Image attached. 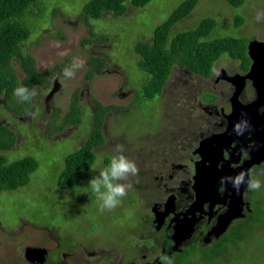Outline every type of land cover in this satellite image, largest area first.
Listing matches in <instances>:
<instances>
[{
    "label": "rangeland",
    "instance_id": "rangeland-1",
    "mask_svg": "<svg viewBox=\"0 0 264 264\" xmlns=\"http://www.w3.org/2000/svg\"><path fill=\"white\" fill-rule=\"evenodd\" d=\"M90 1L41 0L40 7L42 12L44 10V15L36 21H31L33 35L24 45V49L31 53L40 72L55 67L58 70L47 86L35 89L36 95L26 115H16L0 101V119L18 135L16 150L23 148L29 151H20L9 162L26 156H33L39 162V168L31 175L29 185L23 190L27 193L26 197H16L10 192L0 193V221L3 223L32 219L50 224L64 219L74 229L75 234L81 237L85 236L82 231L84 226H97V223L92 221L95 219L94 213L88 208L90 199L80 197L67 207L60 208V199L55 195L58 179L65 168L66 157L82 147L80 144L89 135L90 117L96 102L104 106L111 104L116 109L109 115V120L112 119L109 129L112 135L115 133L117 140L110 142L113 147L116 142L123 145V154L132 156L135 162L139 156L147 155L148 145L154 140L156 145L168 143L164 140V135L170 130L184 128L182 134H190L192 143L204 133V130L198 128L202 122L197 106L198 96L202 92L198 85L201 77L190 75L189 79L196 83L194 87L188 80H183L184 77L178 70L173 71L167 87L168 95L161 103H155L159 97L154 102H142L146 109L153 111L154 120L147 112H144L146 116L133 114L137 110L136 99L140 97L141 85L146 76L139 68L135 45L140 41L152 42L156 28L167 21L174 10L186 0H152L139 9L128 2L127 12L122 17L104 13L99 20H87L83 9ZM227 1L199 0L191 15L175 26L172 36L197 27L205 18H212L217 26L209 39L230 36L242 39L246 44L253 41L264 43V23L255 21L256 12L264 10V0H243L244 4L240 8L231 7ZM238 19L242 24L239 28ZM99 36L109 40L92 41ZM91 56L103 58L107 64L100 75L89 81L86 76ZM74 60L82 63V67L76 71L74 78H65L63 70L70 67ZM218 65L223 67L225 72L240 71L238 63L227 56L222 57ZM15 67H18L17 63ZM17 76L20 79L25 77L19 69ZM52 89L56 90L48 101ZM76 94L79 95L83 110L81 125L77 128H62L63 117L69 112L71 101ZM250 95L246 92L244 98L249 99ZM16 100L18 105L22 104L17 96ZM56 109L59 110V115L55 118ZM128 112H132L130 126L126 119ZM115 123L121 124L123 129L115 128ZM27 133H32L33 139L29 138ZM12 152L0 153L9 158ZM42 177L47 179L41 184L39 179ZM259 192L260 190L258 194ZM124 215L133 227L136 226V222H130L132 217L129 211ZM124 240L126 245L132 247V234L124 235ZM252 241L250 247L258 250L259 244H264V236H255ZM109 245L111 244H106ZM115 254L117 252H112V256ZM229 257L234 260L229 262ZM229 257L221 264H258L254 259L242 254L232 252Z\"/></svg>",
    "mask_w": 264,
    "mask_h": 264
},
{
    "label": "flooded vegetation",
    "instance_id": "flooded-vegetation-1",
    "mask_svg": "<svg viewBox=\"0 0 264 264\" xmlns=\"http://www.w3.org/2000/svg\"><path fill=\"white\" fill-rule=\"evenodd\" d=\"M250 61L252 65V60ZM250 68L246 72L240 70L238 72L226 71V73L229 76L236 75V73L245 75ZM174 70H178V73L184 77L183 80H188L194 87L196 86V83L189 78L190 75L197 76L191 74L187 68L175 67ZM224 70L217 62L212 76L207 78L199 76L201 78L198 85L202 92L198 96L197 106L202 122L198 128L204 130V133L195 138L193 143L190 134L187 132L182 134L184 128L177 131L170 130L166 136L164 135V140L168 143L156 145V140H154L148 145L146 151L148 156H139L135 162L139 169L138 175L122 181V183L132 185L127 196L114 210L101 212L99 201L91 194L88 182L98 175L99 170L107 166L110 157L116 154L115 147L110 141H116L117 138L115 133L112 135L109 129L112 121V119L109 120V115L116 109L111 104L106 106L111 109L105 114L102 126L105 144L93 149L97 160L89 170L84 171L83 169L85 176L83 175L81 182L75 188L69 187L70 182L62 184L58 180L55 193L60 199V208L67 207L80 197L90 199L91 204L88 208L94 213L95 219L92 221L96 222L97 226H84L82 231L85 236L81 237L75 234L74 229L64 219L50 224L32 219H17L4 223L0 221V264H161L162 254L171 257L173 264H196L202 252L206 251L209 246L217 245L229 239L230 236L238 237L240 235L239 225L253 214L254 205L261 201L260 197H264V188L260 189L259 194L258 191L249 192L245 189L241 206L246 217L233 221L227 232L219 239L214 236L209 238V235L217 225L219 218L229 210L231 205L232 186L230 183L221 185V178L235 176L249 167L248 162L251 158L249 148L260 144L256 130L249 128L243 135H235V142L224 150L223 158L218 161L217 165V174L220 177L213 186V190L200 193L201 186H197L198 164L204 161L203 144L213 136L226 134L229 128L227 117L232 111L231 98L235 89L229 82L220 78ZM187 72L189 74H186ZM170 80L171 78L159 96L160 101L158 99L155 103H161L168 95L167 87ZM246 92L249 95L251 93L249 99L244 98ZM255 99L256 90L249 81L241 96V101L247 104ZM136 108L133 114L146 116L144 112H147L152 120L155 119L150 108L139 106ZM260 112L263 114L264 109L262 108ZM131 113L126 114L129 126L131 125ZM94 116L95 106L90 117L89 135L80 144L82 147L92 135ZM80 125H68L67 127L77 128ZM114 125L117 129H123L121 124L115 123ZM262 128L261 125L259 129ZM228 136L233 138L230 134ZM118 144L119 142H116L115 146ZM127 157L133 160L132 156ZM225 164L229 165L227 169L223 168ZM260 164H254L248 170L263 181L264 162ZM74 167L78 169L80 165L75 164ZM46 179L45 177L40 178L39 183L42 184ZM25 188L10 193L24 198L27 195L23 191ZM128 211L132 217L130 222H136L134 227L124 215ZM191 222L194 225L190 238L182 241L178 246L177 227L180 230L184 228L182 226L191 225ZM126 234L133 236L132 247L126 245L127 242L124 240ZM106 244L111 245L106 246ZM112 252H117V254L112 256ZM231 254L229 252L227 256ZM198 262L202 263V261Z\"/></svg>",
    "mask_w": 264,
    "mask_h": 264
},
{
    "label": "trees",
    "instance_id": "trees-1",
    "mask_svg": "<svg viewBox=\"0 0 264 264\" xmlns=\"http://www.w3.org/2000/svg\"><path fill=\"white\" fill-rule=\"evenodd\" d=\"M151 1L91 0L84 7L83 14L87 20H99L104 13L122 17L127 12L128 2L139 9ZM228 1L229 5L235 8H240L244 4L243 0ZM198 3L199 0H186L174 10L167 21L156 28L152 42L140 41L135 45V53L139 56V68L146 75L141 85L140 97L136 99L137 106L144 107L143 101L153 102L163 93L176 66L187 67L193 75L207 78L212 76L216 63L222 57L227 56L239 63L241 71L249 70L251 61L247 53L248 44L242 39L230 36L209 39L217 26L212 18H205L197 27L172 36L175 26L191 15ZM40 5L41 0H0V101L16 115H26L31 108L32 100L18 105L16 96L13 94L14 89L21 85L29 90L43 88L50 83L58 70L55 67L40 72L36 68L35 59L31 53L24 49V45L33 35L31 21H36L44 15V10L42 12ZM241 26V20L238 19L237 27ZM108 40L104 36H99L92 41ZM15 63L18 67H15ZM106 64L105 59L91 56L88 61L87 80H93L96 75H100ZM18 69L24 73L23 79L17 76ZM94 106L92 135L81 149L66 157L65 168L58 179L62 184L70 182L69 187L72 189L81 182L84 171L93 166L96 160L93 149L105 144L102 126L104 116L111 108L98 102ZM58 115L59 110L56 109L54 117ZM82 117L83 110L80 106L79 95L76 94L71 101L69 112L63 117L62 128L68 125H80ZM27 136L33 139L32 133H27ZM18 142L17 132L0 119V152L13 151L9 158L0 153V193L26 187L30 183L31 175L39 168V162L33 156L9 162L20 151L25 150L23 148L16 150ZM75 164H79L80 167L76 169ZM260 200L254 205L250 218L239 225L240 235L238 237L235 235L233 238L219 242L216 246H209L206 251L202 252L198 261H202V264H221L228 259L227 253L233 252L254 259L258 264H263L264 244H259L258 250L250 247L255 236H264V197H260ZM233 260L234 258H231L229 262Z\"/></svg>",
    "mask_w": 264,
    "mask_h": 264
},
{
    "label": "water",
    "instance_id": "water-1",
    "mask_svg": "<svg viewBox=\"0 0 264 264\" xmlns=\"http://www.w3.org/2000/svg\"><path fill=\"white\" fill-rule=\"evenodd\" d=\"M248 45V55L252 60L250 71L245 75L236 74L234 76H229L223 71L220 76L221 79L229 82L235 89L231 98L232 113L227 117L229 122L228 132L224 135L211 137L202 146V157L204 161L199 163L197 168V186H201L200 193L208 192L210 189L213 190V186L219 180L220 176L217 174L218 161L223 158L224 150H227L229 145L232 142H235L236 133L233 131V126L241 119H245L248 122L250 129L256 130L257 134H259L257 139L260 141L258 146L249 148V155L251 158L250 162H248L249 167H246L245 171L254 164L264 162V113L261 114L260 112L262 108L264 109V43L253 41ZM249 81L252 82V85L256 90V99L251 103L245 104L241 101V96L243 95L247 82ZM55 90L56 89H52L48 101L52 99ZM261 125L263 128L260 130L259 127ZM229 134L233 136L232 139L229 138ZM228 166V164H225L223 168L227 169ZM245 189L246 186H241L240 191L237 192L232 187L233 195L231 196L230 208L219 218V221L211 231L209 238L214 236L219 239L227 232L233 221L246 217L243 214V207L241 206L243 204V192ZM203 195L204 194H202V196ZM193 225L194 223L191 222V225L182 226L184 228H181L180 230L179 227H177L176 242L178 246L181 245L182 241L190 238ZM209 241L210 239L208 242ZM178 246L175 248L176 250Z\"/></svg>",
    "mask_w": 264,
    "mask_h": 264
},
{
    "label": "clouds",
    "instance_id": "clouds-1",
    "mask_svg": "<svg viewBox=\"0 0 264 264\" xmlns=\"http://www.w3.org/2000/svg\"><path fill=\"white\" fill-rule=\"evenodd\" d=\"M255 21L256 23H264V10L256 12ZM81 67L82 63L74 60L70 67H66L63 70V76L69 79L74 78L76 71ZM187 69L191 73L190 69ZM13 94L20 98L22 102H30L36 95V92L21 85L14 89ZM249 127L248 122L245 119H241L234 124L233 131L239 136L243 135ZM124 151L123 145H116L114 148L116 154L110 157L107 166L100 169L99 174L88 182L91 194L99 201V210L101 212L112 211L121 204L123 198L127 196L128 191L132 187L131 184L122 183V181H127L129 177L136 176L139 173L135 161L125 156L123 154ZM227 183H230L237 192L240 191L241 186H246V191L249 192L259 191L264 187V181L255 177L251 170L241 171L235 176L222 177L221 185ZM160 261L161 264H173V259L163 254L160 256Z\"/></svg>",
    "mask_w": 264,
    "mask_h": 264
},
{
    "label": "bare ground",
    "instance_id": "bare-ground-1",
    "mask_svg": "<svg viewBox=\"0 0 264 264\" xmlns=\"http://www.w3.org/2000/svg\"><path fill=\"white\" fill-rule=\"evenodd\" d=\"M261 165V164H260ZM257 166V165H256ZM85 176V175H84Z\"/></svg>",
    "mask_w": 264,
    "mask_h": 264
}]
</instances>
